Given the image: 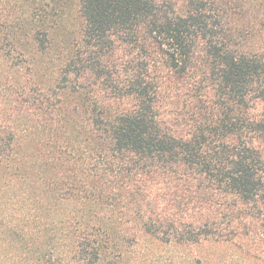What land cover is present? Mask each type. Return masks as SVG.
<instances>
[{
	"label": "trees",
	"instance_id": "obj_1",
	"mask_svg": "<svg viewBox=\"0 0 264 264\" xmlns=\"http://www.w3.org/2000/svg\"><path fill=\"white\" fill-rule=\"evenodd\" d=\"M77 3L78 41L63 71L77 87L58 105L38 100L50 122L26 106L48 129L40 142L24 148L13 124L0 131V195L32 189L22 201L0 198V211L23 202L32 243L41 236L27 260L122 264L144 239L184 250L229 244L258 259L264 0ZM50 6L0 0V50H17L23 36L45 51ZM22 7L30 27L18 34ZM5 91L0 83V101Z\"/></svg>",
	"mask_w": 264,
	"mask_h": 264
},
{
	"label": "rangeland",
	"instance_id": "obj_2",
	"mask_svg": "<svg viewBox=\"0 0 264 264\" xmlns=\"http://www.w3.org/2000/svg\"><path fill=\"white\" fill-rule=\"evenodd\" d=\"M50 4L48 10L51 17L47 22V28L53 25L45 41V51L37 50L36 46L23 36L17 44V50L10 53L0 50V83L6 88L7 98L0 101V131L5 133L13 131L8 129L12 128L13 124V133L15 132L17 138H22V143L25 141L24 148L31 146L33 142H40L48 130H44L40 121H37L35 126L30 119L50 122L53 118L52 113L38 109L40 106L38 100L47 98L52 104L58 105L64 92L67 93L77 87L73 75L67 80L63 79V71L78 41L80 21L78 3L77 0H50ZM18 10L20 22L12 26L18 34H24L30 27L24 20L28 15L25 16L24 7ZM8 98L14 102L11 103ZM26 106H30L29 112L33 113V117L29 118L23 114ZM11 112L15 115L13 123L6 117V114L10 115ZM14 153L22 152L16 148L13 150ZM27 187L18 184L8 186L0 198L22 201L31 195L32 189ZM12 204L10 201L9 207ZM9 207L6 205L4 210L0 211V264H30L27 256L40 249L41 236L38 235V239L32 243L29 235L30 214L23 202L12 209ZM12 212L15 215H10ZM258 226L259 232L264 234V221L259 222ZM258 248L256 246L254 249ZM256 253L258 259L249 261L229 244L206 245L184 250L164 247L144 239L122 264H195L197 260L200 261L197 264H264L261 258L264 247L258 249Z\"/></svg>",
	"mask_w": 264,
	"mask_h": 264
}]
</instances>
